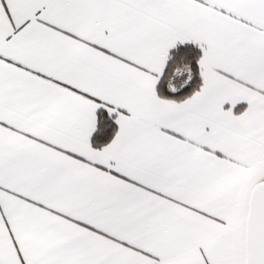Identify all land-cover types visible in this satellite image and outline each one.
Masks as SVG:
<instances>
[{"label":"snow or ice","instance_id":"6c2138e0","mask_svg":"<svg viewBox=\"0 0 264 264\" xmlns=\"http://www.w3.org/2000/svg\"><path fill=\"white\" fill-rule=\"evenodd\" d=\"M0 264H264V0H0Z\"/></svg>","mask_w":264,"mask_h":264}]
</instances>
